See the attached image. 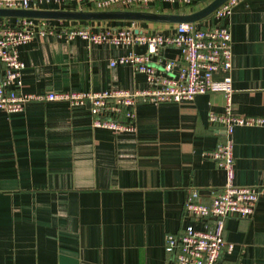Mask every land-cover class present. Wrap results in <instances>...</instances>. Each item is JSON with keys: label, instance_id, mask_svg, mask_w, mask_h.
Segmentation results:
<instances>
[{"label": "crops", "instance_id": "obj_1", "mask_svg": "<svg viewBox=\"0 0 264 264\" xmlns=\"http://www.w3.org/2000/svg\"><path fill=\"white\" fill-rule=\"evenodd\" d=\"M211 1L130 10L69 3L38 10L179 15ZM17 19L0 23L14 26ZM38 21L45 30L18 48L24 93L145 90V75L131 65L110 67L120 57L145 54V46L90 45L80 38L67 41L64 33L73 27L134 26L145 34L168 35L175 26ZM227 25L231 110L264 118V0L241 1ZM167 62L174 64L171 72L164 70ZM149 63L159 79L176 76L184 66L173 47ZM226 105L222 94L198 95L180 104L139 103L133 132L94 128L88 106L64 102H32L21 112L0 111V264H170L165 235H179L189 226L203 228L184 212L188 191L197 190L199 200L208 204L225 184V172L202 155L223 141L209 114L223 113ZM231 140L234 185L257 189L260 196L249 218L225 221L224 239L233 250L219 264H264V127L237 126Z\"/></svg>", "mask_w": 264, "mask_h": 264}, {"label": "built area", "instance_id": "obj_2", "mask_svg": "<svg viewBox=\"0 0 264 264\" xmlns=\"http://www.w3.org/2000/svg\"><path fill=\"white\" fill-rule=\"evenodd\" d=\"M243 0H227L208 18L194 24L175 25L168 35L145 34L134 26L119 30L94 31L86 27H73L65 31L67 41L80 38L90 45L145 46L146 53L120 57L110 62L129 64L138 74H143L149 84L145 90H110L102 92L24 93L21 91V73L24 64L18 48L32 41L37 31L45 30L43 21L17 19L14 26L0 23V111L17 113L32 102H64L70 106H88L94 128L116 132H133L135 107L139 103L159 105L180 104L203 94H222L227 105L221 114L210 113L209 122L221 128L224 137L213 150L203 153V158L213 161L225 172V184L212 193L204 204L197 190L190 189L184 212L200 221L201 230L186 227L179 235L166 234L165 252L171 256L170 264H219L233 245L224 239L225 221L230 217L249 218L253 215L260 191L234 185V159L231 136L237 126H262L264 118L235 115L230 106L233 93L230 77L232 62L231 35L227 20L233 8ZM195 0H0V9L38 10L42 5H89L96 10L119 6L123 10L143 8L157 4L189 7ZM43 33V32H42ZM173 47L179 51L184 66L176 76L157 78L150 58L161 50ZM174 64L167 62L164 70L171 72ZM216 75L221 77L215 78Z\"/></svg>", "mask_w": 264, "mask_h": 264}, {"label": "water", "instance_id": "obj_3", "mask_svg": "<svg viewBox=\"0 0 264 264\" xmlns=\"http://www.w3.org/2000/svg\"><path fill=\"white\" fill-rule=\"evenodd\" d=\"M227 0H213L202 9L190 14H156L136 11L123 12H84V11H47V10H12L0 9V19L19 18L37 20H64V21H134L157 24H194L213 14ZM223 133V131H222Z\"/></svg>", "mask_w": 264, "mask_h": 264}, {"label": "trees", "instance_id": "obj_4", "mask_svg": "<svg viewBox=\"0 0 264 264\" xmlns=\"http://www.w3.org/2000/svg\"><path fill=\"white\" fill-rule=\"evenodd\" d=\"M196 12V11H195Z\"/></svg>", "mask_w": 264, "mask_h": 264}]
</instances>
